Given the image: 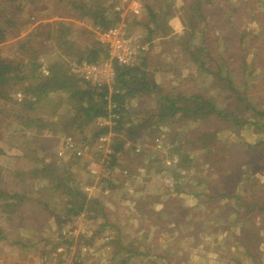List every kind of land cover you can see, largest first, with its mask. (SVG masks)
<instances>
[{"label":"rangeland","instance_id":"1","mask_svg":"<svg viewBox=\"0 0 264 264\" xmlns=\"http://www.w3.org/2000/svg\"><path fill=\"white\" fill-rule=\"evenodd\" d=\"M0 1L8 5V0ZM85 1L92 6L101 3L111 20L118 15L120 22L104 30L94 26L89 18L77 21L63 17L65 12L60 10L57 0H18L11 6V12L18 15L21 31L0 45L1 56L16 64L23 61V65L28 66L26 50L22 53L17 41L33 37L39 32V26L44 34V25L56 21L71 23L83 36L78 40L79 55L88 56V46L92 49L98 43L105 51L104 58L93 63L74 61L73 57L63 55L55 39L44 41L40 71L48 76L51 64L68 59L70 75L83 80L87 76L98 83L105 64L117 72L118 65L111 60L115 38L127 43L131 39L140 47L134 63L139 64L144 59L151 80L166 89L173 87L186 97L206 95L222 113L232 115L234 111L239 115V124L244 125H238L231 118H221L219 128H226L216 136L222 143L221 148L218 144L205 143L203 148L196 149L195 145H190L194 138L188 128L197 129L200 122L160 120L157 102L149 95L130 100L121 112L131 121L123 125L124 128L143 122L149 116L148 111L156 115L149 126L140 129L141 137L134 139L136 141L127 139L124 130L101 136L104 138L102 146L98 145L101 137L91 143L97 127L118 125L120 115L114 113L83 129H64V123L72 115L71 107L58 106L59 102L66 101L64 93L51 95V99L55 97L51 110H46L48 103L46 108L40 105L36 109L44 121L57 123L54 128L42 132H37L36 128L22 133L16 123L2 117L0 167L4 170L0 171V178L7 191L14 193L22 189V179H17L13 172L20 169L17 165L26 171L39 168L35 158L27 152L44 143L52 149L48 161H56L57 166L71 164L74 157L70 173L88 201L83 211L73 216L67 210L73 199L56 191L53 181L41 182L32 194L36 199H26L11 217L0 213L3 227L0 229V264H74L75 261L80 264H178L180 261L196 264L194 259L184 257L189 256L188 247L192 246L210 252L205 255L211 258L205 259L203 264H208L213 257L229 264H253L261 256L264 261V0H209V12L198 22V34L191 40V44L199 45L204 31L210 47H217L218 56L212 51L217 61L222 55L228 58L237 54L238 59L244 56L247 69L231 78L233 91H228L222 82H213L212 77L200 69V64H195L182 52L178 37L184 34L182 26L187 25V21L183 16L187 11L182 10L181 5L189 7L191 0H186L188 4L183 0H147L154 12L173 26L171 36H164L166 30L160 28L161 32L153 33L150 40L143 26V20L149 16L142 0ZM231 3L237 4V8L241 6L238 14L230 12L228 4ZM251 8L255 9V17L250 13ZM115 30L117 36L111 35ZM207 67L216 70L210 60ZM236 70L239 69L236 67ZM14 95L18 102L25 96L23 90H17ZM12 102L13 98L1 101L0 111L9 113ZM69 136L78 151L87 144L90 150L83 151L82 157H75L73 151L66 148ZM22 137L37 138L24 148ZM116 140L121 141L123 147L113 164L111 145ZM89 201L95 204L90 206ZM97 203L104 208L98 215L90 209L100 210ZM138 229L141 233L137 235Z\"/></svg>","mask_w":264,"mask_h":264},{"label":"trees","instance_id":"2","mask_svg":"<svg viewBox=\"0 0 264 264\" xmlns=\"http://www.w3.org/2000/svg\"><path fill=\"white\" fill-rule=\"evenodd\" d=\"M16 1L18 2V0H8V5H4V2L0 1V45L8 41L9 38L17 36L21 31L18 29V24L20 23L18 15L11 12V6L16 4ZM183 1L185 4H188L186 0ZM142 2L145 3L147 14L150 17H146L147 20L146 18L143 20V26L148 30V40H150L153 33L161 32L159 30L160 28L166 30L164 31V36H169L173 32V26L169 25L168 21L164 22L162 17L160 18V16L157 15L147 4V0H142ZM208 2L209 0H191L189 7L183 4L181 5L182 10L185 8L187 11L183 16L186 17L183 19L184 21H187V25L182 26L181 23L180 26H182V32H184V34L178 37V41L182 42V52L185 56L195 64H200L198 65L200 69L205 72L206 75L211 76L213 82L219 84L222 82L223 86L228 87V91H233L235 86L232 84L233 79L231 78L238 75L239 72L240 74L245 73L247 69L244 56L240 55L241 57L238 59L237 54L228 58L222 55L221 59H218L217 61L212 55V51L215 50V55L218 56L217 47H210V42H207L208 38L204 31L200 34V44H191L193 36L198 34L196 33L198 32L196 30L198 22H201L202 16L205 15L206 12H209L211 4L207 5ZM238 2L243 1L238 0ZM57 5L60 6L61 11L65 12V14L62 15L63 17L68 16V18L77 21L89 18L94 26H98L104 30L116 26L120 22L118 15H116L115 20H111L107 10L101 8V3L92 6L85 0H57ZM228 5L230 12L233 15H235L234 13L238 14L241 10V6L239 8L236 7L237 4L232 5L231 3ZM220 9L223 11L222 8ZM250 10L252 16L255 17V9L251 8ZM175 24H177V22ZM39 27V32L35 33L33 37L17 41L19 50L22 51V53L23 50H26L24 55L29 58V61L27 62L29 63L28 66L27 64L23 65V61L16 64L11 60L2 57L0 54V102L5 100L11 101L13 98V108L10 109L9 113L0 111V127L3 124L2 117L11 119V122L16 123L19 131L22 133L35 130L36 128L37 132H42V130H46L47 128L56 127L57 123L46 122L38 116L36 109H38L40 105V108L44 106L46 108V106H48L46 104L48 103L50 105L46 110H51L52 101L55 98L51 99V95L59 93H64L67 98L65 102H59L58 106L61 107L66 105L71 107L72 111V115H70L71 117H69L68 122L63 125L64 129H83L88 124L110 118V115L113 113L120 115L119 120L117 121L118 125H115L114 127L108 125L99 128L97 127L91 143L95 142L101 136L109 135L112 131L123 132L125 130L127 139L132 141H136L134 139L141 137L139 132L141 131L140 129L149 126L152 118L156 115H154L153 112L148 111L147 113H149V116L147 119H143V122H139L140 125L138 124L136 126L130 124L129 127L124 128L123 125L131 123V121L128 119L129 117H123L121 112L125 111L126 104L130 100L138 97H146L147 95L156 100L159 108L157 117L160 120L168 119L172 121H181V119H184V121H187L186 123L191 120H194L195 123L200 122L201 125H196L197 129L195 127L192 129L187 127L190 133H192L190 136L194 138L190 145H195L196 149L203 148L205 143H213L214 145L218 144L221 148L222 143L221 141H218L216 137L220 131L226 129L225 127L219 128L221 118H231L234 119L235 123L238 125H244L241 123L239 124L237 118L239 115L234 114V111H232V115L222 113L219 108L217 109L212 99L206 95H193L186 97L180 95L173 87L170 90L158 85L155 81L149 78V73L146 71L148 64L144 59L133 67L118 66L115 83L110 86L107 84L103 86H95L86 80L70 75L68 69L70 61H68V59H65L61 63L56 61L53 65L51 64L48 67L49 75L46 76L40 71L42 64L39 63L42 48L45 45L44 41L51 42L55 39L56 42H53H55V45H58L59 50L63 51V55L70 59L73 57L74 61L78 62L87 61L88 63H93L97 62L99 58V60H102L105 51L98 45V43H96L97 47L94 45V48L92 49L88 46V56L84 57L83 55H79L81 54L79 53L81 44H78V40L83 36L81 33L75 31L71 23L56 21L55 23H49L46 26L44 25L43 27L46 28L44 34L41 31L42 26ZM226 41L229 42V40ZM239 41L241 42L242 40L240 39ZM150 46L152 48V45ZM238 48L241 50L243 49L240 45ZM204 58L208 61L210 60L215 65L216 70L208 68V61H205ZM236 67L239 70L235 71ZM28 68H30V72L28 71ZM223 88L227 89L225 87ZM17 90H23L25 95L19 102L14 95ZM173 93L177 94L174 95ZM180 102L183 103L180 104ZM111 104L113 105L111 106ZM116 108L118 109L116 110ZM55 112H57V109H55ZM209 117H212V119L207 121ZM213 125H216V127H211ZM193 131H196L194 135ZM37 137L33 138L36 139ZM34 139H26L22 137V141H25L24 148H26V144L32 143V140ZM65 140H63V146L65 145ZM21 147H23V143H21ZM39 147L31 149V153L27 152L28 155L35 158L39 168L26 171L17 165L16 168L20 169L13 171L17 179H22L20 182V184H22L21 190L10 193L5 187H3V180L0 178V213L3 214V216L7 215L11 217V215L15 213V209L20 205H23L26 199H36L35 197H32V194L36 190L37 185L43 181L49 183L53 181L56 191L69 197L68 199H73L71 204L67 203L71 205V208H68L67 210L69 213H72L73 216H78L83 211L88 199L86 194L82 193L83 191L76 187L77 185H75L70 173V169L75 162V160L72 161L74 157H72V160L69 162L71 164L63 167L60 165L57 166L56 161H48V156H50L49 154H51L50 152L52 150L51 146L42 143ZM111 147L113 150L111 159L114 164L115 156L120 153L123 145L121 141L116 140ZM41 153H44L45 155H41ZM0 154L2 155V152H0ZM17 160L20 161L19 159ZM3 170L4 169L1 166L0 171ZM233 178L234 177H231V179ZM111 187L113 188L115 186L113 185ZM38 202L42 203L41 201ZM89 203H91L90 206L95 204V202L92 201H89ZM97 204L99 205L98 207L100 210L95 208L90 209L98 215V212L102 211L104 208L100 206V203ZM75 210L76 212L74 213ZM1 228L3 229L2 226H0V229ZM74 264L80 263L75 261Z\"/></svg>","mask_w":264,"mask_h":264},{"label":"built area","instance_id":"3","mask_svg":"<svg viewBox=\"0 0 264 264\" xmlns=\"http://www.w3.org/2000/svg\"><path fill=\"white\" fill-rule=\"evenodd\" d=\"M110 34L117 36L118 33L115 30V31H111ZM136 45H138V46H136ZM113 48H115L114 52H113ZM139 49H140L139 44L138 43L134 44L131 39H129V43H127V41H125L123 39H116L115 38V43L112 46V52L113 53H111V60H114L119 67H122V66L123 67H133L136 65L134 63L135 62L134 60L138 54ZM116 73L114 70L113 71L110 70L109 65L105 64V72H103V75L101 77L100 82L96 83V81H92L91 79L87 78V76H86V78L84 77V79L86 81L96 85V86H103L105 84L110 86L111 84L115 83ZM70 138L71 137H69L68 142L71 141ZM103 141H104V138L101 137L99 139L98 145L102 146ZM68 142L66 145L67 150L73 151L74 155L77 157H82L83 154H85L86 152H88L90 150V146L87 144V145H85V147L81 151H78V149H76L75 144H72L73 143L72 141H71V143H68Z\"/></svg>","mask_w":264,"mask_h":264},{"label":"crops","instance_id":"4","mask_svg":"<svg viewBox=\"0 0 264 264\" xmlns=\"http://www.w3.org/2000/svg\"><path fill=\"white\" fill-rule=\"evenodd\" d=\"M138 233H141V230L138 229L137 235ZM188 255L186 254L184 255L185 258H190V259H194L196 261V264H203L205 259L211 258V257H206L205 253L207 252L208 254H210L209 251L205 252L204 248H201L200 246H192V247H188ZM187 252V251H186ZM207 254V255H208ZM250 254V252H249ZM214 259H209L208 264H229L227 263L224 259H220L218 257H213ZM262 256L260 257L259 261H256L253 264H264V261H261ZM191 260V261H192ZM178 264H188L186 263V261H180V263ZM190 264V261H189Z\"/></svg>","mask_w":264,"mask_h":264}]
</instances>
